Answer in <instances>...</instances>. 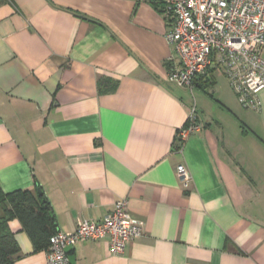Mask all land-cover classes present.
Instances as JSON below:
<instances>
[{"label": "crops", "instance_id": "1", "mask_svg": "<svg viewBox=\"0 0 264 264\" xmlns=\"http://www.w3.org/2000/svg\"><path fill=\"white\" fill-rule=\"evenodd\" d=\"M162 7L0 0V189H39L62 232L127 201L144 235L120 255L80 241L71 264H264V90L252 111L218 69L191 91L168 84L178 57ZM191 108L201 127L179 146ZM8 225L11 264H46L20 222Z\"/></svg>", "mask_w": 264, "mask_h": 264}, {"label": "built area", "instance_id": "2", "mask_svg": "<svg viewBox=\"0 0 264 264\" xmlns=\"http://www.w3.org/2000/svg\"><path fill=\"white\" fill-rule=\"evenodd\" d=\"M162 15L169 24L165 38L173 46L178 65L165 81L194 89L213 69L224 73L238 103L257 111L264 90V0H162ZM194 108L176 133V143L200 129ZM182 189L191 183L187 169L176 168ZM144 235V226L127 212V201L117 200L102 220H80L73 231H56L45 249L46 264H71L67 249L80 241L107 240V250L120 255L127 244Z\"/></svg>", "mask_w": 264, "mask_h": 264}, {"label": "trees", "instance_id": "3", "mask_svg": "<svg viewBox=\"0 0 264 264\" xmlns=\"http://www.w3.org/2000/svg\"><path fill=\"white\" fill-rule=\"evenodd\" d=\"M103 84L98 83L99 93L107 92L101 89ZM13 219L20 222L37 249H46L49 237L57 231L50 205L42 194L27 190L5 194L0 189V264H11L20 252L8 225Z\"/></svg>", "mask_w": 264, "mask_h": 264}, {"label": "rangeland", "instance_id": "4", "mask_svg": "<svg viewBox=\"0 0 264 264\" xmlns=\"http://www.w3.org/2000/svg\"><path fill=\"white\" fill-rule=\"evenodd\" d=\"M193 95H194V97L197 96V92H194Z\"/></svg>", "mask_w": 264, "mask_h": 264}, {"label": "water", "instance_id": "5", "mask_svg": "<svg viewBox=\"0 0 264 264\" xmlns=\"http://www.w3.org/2000/svg\"><path fill=\"white\" fill-rule=\"evenodd\" d=\"M37 192H38V194H39V195L41 194V191H40L39 189H38V191H37Z\"/></svg>", "mask_w": 264, "mask_h": 264}]
</instances>
